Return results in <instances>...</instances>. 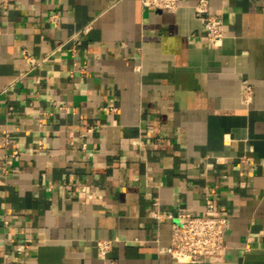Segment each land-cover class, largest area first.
I'll return each instance as SVG.
<instances>
[{"label": "crops", "instance_id": "obj_1", "mask_svg": "<svg viewBox=\"0 0 264 264\" xmlns=\"http://www.w3.org/2000/svg\"><path fill=\"white\" fill-rule=\"evenodd\" d=\"M199 2L0 0V264H182L160 251L207 197L206 264H264V0H209L219 47Z\"/></svg>", "mask_w": 264, "mask_h": 264}, {"label": "built area", "instance_id": "obj_2", "mask_svg": "<svg viewBox=\"0 0 264 264\" xmlns=\"http://www.w3.org/2000/svg\"><path fill=\"white\" fill-rule=\"evenodd\" d=\"M181 0H140L141 4L149 9L176 10ZM197 13L202 16L204 28L209 40L219 47L225 39V23L220 15L210 12L209 0H200L196 6ZM52 20L57 15L51 16ZM88 25L84 30H88ZM74 48L73 51H76ZM25 57L31 59L25 51ZM47 60L44 58L43 61ZM254 99V89L247 85L243 89V100L251 104ZM5 143L9 144V133L6 135ZM17 150L13 152L17 154ZM207 208L204 213L195 215L189 212H182L179 221L172 223V242L167 249H161V253L169 255L173 260L182 264H206L209 259L224 255L226 249V233L229 225V218L220 210L216 209L214 199L207 197ZM159 220L173 218L172 214L162 215L159 210L155 212ZM111 240L103 239L97 242L98 254L106 258L112 247Z\"/></svg>", "mask_w": 264, "mask_h": 264}]
</instances>
